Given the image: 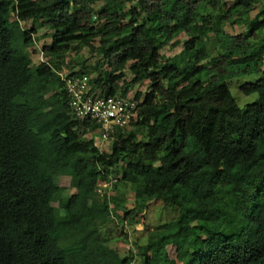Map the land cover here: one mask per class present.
<instances>
[{"label": "trees", "instance_id": "obj_1", "mask_svg": "<svg viewBox=\"0 0 264 264\" xmlns=\"http://www.w3.org/2000/svg\"><path fill=\"white\" fill-rule=\"evenodd\" d=\"M100 1L0 0V264H132L104 231L107 212L134 225L153 200L176 213V230L149 232L137 264H264V76L236 80L257 94L244 108L231 91L263 70L264 0ZM240 16L247 28L230 32ZM41 28L51 42L35 67ZM84 46L110 67L92 79L102 94L118 93L128 72L123 94L147 83L138 119L108 151L84 137L91 125L72 113L55 71ZM119 172L114 195L97 191ZM63 174L76 190L68 197ZM128 186L131 207L118 193ZM173 239L192 250L171 257Z\"/></svg>", "mask_w": 264, "mask_h": 264}, {"label": "clouds", "instance_id": "obj_2", "mask_svg": "<svg viewBox=\"0 0 264 264\" xmlns=\"http://www.w3.org/2000/svg\"><path fill=\"white\" fill-rule=\"evenodd\" d=\"M11 19L13 20L14 16L11 17ZM96 19H97V14L94 15V20ZM25 23L30 25L31 21H26L23 23L24 27H27ZM41 29H46V28H41ZM46 31H48V33H51V31L48 28L46 29ZM48 33H46L45 37L49 36V39L45 43L51 42V37ZM36 35L37 38L40 39L35 40L34 45L42 41L41 40L42 33H37ZM45 43L41 45L40 49H34V51H36L37 53L39 52L41 54L40 62L46 60L44 51L42 50V46ZM30 48H29V55L33 60V66L36 67L40 62L38 64L35 63L33 59V55H31L30 53ZM84 69L86 70V73L82 72ZM106 70H110V67L105 63L101 54H99V61L95 66H88L86 65V63H81L80 61H76V64H74L70 62V60H68L67 58L66 60H64V65L62 69L60 70L55 69L60 79L64 83L63 88L66 92L68 103L72 113L80 119L87 120L88 121L87 123L88 124L90 123L91 125L84 130L86 132L84 134V137L93 139L94 145L97 146L102 151L110 150V146L114 141L116 131L121 128L130 129L132 127V124L134 123V120L138 119L140 113V106H139L140 100L138 101L135 99L136 93L134 95L129 93L130 88L126 94L122 93L123 90L126 88V84L129 83L133 77V74L131 72L127 73L132 75L131 79L129 81H126L125 80V77L127 75L126 74L122 82L120 83L121 88L118 89L119 92L116 94L113 95L102 94L98 89L94 88V86L96 85L92 83V79L98 77L99 75H103ZM127 71L128 70H126V72ZM74 72H76V74H73ZM120 113H123L122 118L118 120ZM93 125H95L96 127L95 129L92 130ZM115 168L120 169L121 165ZM63 175H67V174H63ZM60 176L61 175H59L57 179ZM119 177H120V172L116 175L105 173L104 175H102V177L97 183V191L102 194L107 193L109 197L114 195L117 192V189L115 188V184L118 182ZM59 185L62 186L60 183ZM71 186H72V177H71ZM64 189L66 190L65 187ZM122 189L123 187L122 188L120 187L118 189V193L121 192ZM75 191L73 193H75ZM63 196H64V192H63ZM68 196H64V197H68ZM54 205L58 206V203H54ZM59 210L60 212L64 211L61 208H59ZM110 212L113 213L114 218H117L113 211ZM121 225L123 227V233H124L123 236L125 238L124 242H126V244H124V247L127 249L128 252L127 254H130L131 252L133 253L132 264H134L137 257L136 254L138 251L139 242L136 245V252H135L134 248H132V243H130L131 239H130L129 231L126 229V226L129 225V222L124 221V223H121ZM127 254H121V255H127Z\"/></svg>", "mask_w": 264, "mask_h": 264}, {"label": "rangeland", "instance_id": "obj_3", "mask_svg": "<svg viewBox=\"0 0 264 264\" xmlns=\"http://www.w3.org/2000/svg\"><path fill=\"white\" fill-rule=\"evenodd\" d=\"M104 1L105 0H101L100 2H98L96 4V7L101 6L104 3ZM230 3H231L230 0H228V5H230ZM258 11H259V5L255 6L252 9V11L250 12L251 17L253 18L256 17ZM245 21L246 18L244 16L237 17L234 19V24L228 26L227 29L232 33H238L244 31L247 28ZM25 25L30 26L31 23L30 25L25 23ZM39 33H42L41 35L42 41L30 48V53L31 55H33V59L36 64L40 62L41 54L39 52L37 53L36 51H34V49H40L41 45L47 42L49 39V36L45 37L46 33H48L46 29H41ZM180 37L185 38V35H181ZM181 50H182L181 45L175 48L167 46L162 50V54L167 58L179 54ZM81 53L82 54L80 55L78 52L76 53V51L73 50L71 52V56L69 57L70 62H74V59H76V61H80L81 63H86V65L88 66H95L98 63L99 54L97 53L96 48L94 50H91L90 48L84 47ZM263 76H264V67L263 70L257 74L243 75L233 80L235 82H233L232 84L233 88H231V91L241 107L244 108L246 103L254 101L257 97V94L256 93L250 95L244 94L238 88L239 82L236 80H239L240 82H253ZM131 77H132L131 74H127L125 80L129 81ZM146 87H147V83L139 84L135 87H131L129 93L134 95L137 91L140 90L145 92L147 91ZM58 181L62 186L66 188V190L64 191V196L71 195L75 191L74 188H72L71 186V176L61 175L58 178ZM121 192H126L125 194L127 195V199H128L127 206L131 207L133 205V199H134V192L132 188L130 186L127 187L126 189L123 188ZM62 212L63 211H61V213ZM175 217H176V213L173 212L171 209L165 208V206L161 201H157V200L151 201L148 204L146 210L143 212V214L140 217L141 222L136 225L129 224L126 226V229L129 231V235L131 239L130 243H132V248H134L135 252H136L137 243L145 242V239L147 238V234L152 230H154L157 226L166 223L170 226L171 231H175L176 230ZM107 218L108 220L106 226L104 227V231L110 238L111 244L114 247L118 248L121 254H127L128 253L127 249L124 247V244H126V242H124L125 238L123 236L124 235L123 227L121 225L120 219L114 218V215L111 212H107ZM203 233L205 236L210 235V233L207 230H204ZM186 246L189 247L187 249L192 250V248L186 243L179 241L176 242L174 239L171 240L167 246L169 255L173 258H176L179 252L181 251V249H183V247L185 248ZM138 261L139 258L137 259L136 257L134 264H137Z\"/></svg>", "mask_w": 264, "mask_h": 264}, {"label": "built area", "instance_id": "obj_4", "mask_svg": "<svg viewBox=\"0 0 264 264\" xmlns=\"http://www.w3.org/2000/svg\"><path fill=\"white\" fill-rule=\"evenodd\" d=\"M122 114H123V113H120V114H119L118 120H120V119L122 118Z\"/></svg>", "mask_w": 264, "mask_h": 264}]
</instances>
